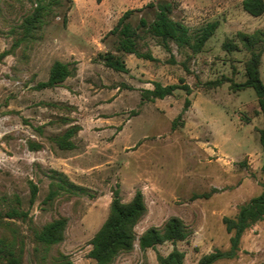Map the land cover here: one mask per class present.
<instances>
[{"label": "rangeland", "instance_id": "1", "mask_svg": "<svg viewBox=\"0 0 264 264\" xmlns=\"http://www.w3.org/2000/svg\"><path fill=\"white\" fill-rule=\"evenodd\" d=\"M156 1L64 0L36 37L20 44L33 6L0 1V240L13 246L20 264H54L61 254L93 264L91 242L116 190L124 203L144 194L148 212L136 228L139 236L181 218L189 237L176 248L186 254L184 264H198L215 250H229L223 218H234L263 191L264 116L255 91L235 85L246 82L255 52L262 53L264 82V15H249L243 0H169L193 47L172 43L168 52L148 36L142 51L157 61L125 54L127 72L106 67L100 55L115 51L110 32L120 18ZM143 14L135 13L132 23ZM214 23L213 35L197 44ZM57 61L69 64L71 76L60 86L41 87ZM156 82L186 84L192 93L179 89L162 100L146 99L145 90ZM187 98L191 105L184 112ZM73 128L72 147L61 148ZM30 143L42 149L32 151ZM55 173L85 192L61 191L49 200ZM33 187L38 194L32 202ZM15 209L27 216L11 218ZM59 218L68 220L65 240L46 248L36 234ZM173 249L168 242L142 252L136 242L115 264H158L157 255ZM214 264H264V220L244 233L235 258Z\"/></svg>", "mask_w": 264, "mask_h": 264}, {"label": "trees", "instance_id": "2", "mask_svg": "<svg viewBox=\"0 0 264 264\" xmlns=\"http://www.w3.org/2000/svg\"><path fill=\"white\" fill-rule=\"evenodd\" d=\"M28 1L33 7L23 21L21 27L23 30V39L18 41V44L26 40L34 39L36 34L46 26L48 19L56 15L57 11L63 8L65 4L64 0ZM68 1L71 2V0ZM98 1L101 2L102 0ZM242 7L251 16L259 17L264 15V0H243ZM68 11L69 9L65 10L64 23L67 22ZM135 13H144L136 25L131 21ZM174 13L175 6L169 0H157L141 9L125 12L116 27L110 32V35L116 38L115 51H107L100 55V59L104 65L116 72L125 73L128 71L123 57L125 54L135 55L138 58L149 61H157L150 52L142 51V43L148 36L159 40L160 44L168 52H172V43L180 49L193 47L189 28L182 21L176 20ZM217 28V23L209 25L199 38L197 44H203L213 35ZM252 40L250 37L244 38V41L248 45H252ZM225 47L230 51L236 48L230 44L225 45ZM261 57L262 53H253L246 67V82L237 84L235 87L238 89L252 88L258 97L260 109L264 116V82L260 76ZM71 74L69 64L57 61L51 67L48 81L42 83L40 86L43 88L60 86ZM179 89L184 90L188 96L192 93V89L186 84L163 86L161 83L156 82L154 83V89L145 90L144 97L151 101L157 99L162 100L168 96H172ZM190 105L191 100L187 98L184 112L188 110ZM75 132L76 128L70 129L65 134V137L59 141V146L67 149L72 147V143L68 139ZM260 142L264 153V129L260 131ZM29 148L32 151H39L42 149V145L30 143ZM262 173L264 174V165L262 167ZM55 174L58 183H52L48 196L49 200L53 199L61 191H67L71 194L85 192V189L72 183L64 174ZM37 194V187H33L32 202ZM147 212L148 207L144 194L141 191L136 192L130 202L124 203L119 191L116 190L110 206L109 216L91 242L92 249L89 257L95 264H114L120 256L132 253L135 249L136 242H138L142 252H146L149 249L155 250L158 246L169 242L174 246V249L167 256L158 254V264H184L186 254L177 249L176 245L179 242L187 240L189 237V230L185 222L181 218L172 217L162 228L151 227L139 236L136 228ZM9 216L14 218L16 216L26 217L27 215L19 213L15 209ZM263 220L264 186L261 194L242 205L234 218H223V224L227 232L231 235L229 250H215L212 253L202 256L198 264H214L222 259L235 258L240 251L244 233L253 225ZM67 225L68 220L66 218L54 220L37 232L36 239L39 243L46 246V248L61 244L65 240ZM6 259H8V264H20L13 246L0 240V264H3ZM54 264L75 263L69 256L61 254Z\"/></svg>", "mask_w": 264, "mask_h": 264}, {"label": "crops", "instance_id": "3", "mask_svg": "<svg viewBox=\"0 0 264 264\" xmlns=\"http://www.w3.org/2000/svg\"><path fill=\"white\" fill-rule=\"evenodd\" d=\"M160 246H161V245H160ZM73 262H74V261H73ZM116 262H117V261H116ZM116 262H115V263H116ZM74 263H75V262H74ZM115 263H114V264H115ZM75 264H76V263H75ZM93 264H95V262H94V261H93Z\"/></svg>", "mask_w": 264, "mask_h": 264}]
</instances>
